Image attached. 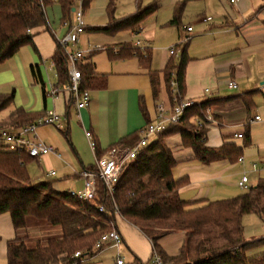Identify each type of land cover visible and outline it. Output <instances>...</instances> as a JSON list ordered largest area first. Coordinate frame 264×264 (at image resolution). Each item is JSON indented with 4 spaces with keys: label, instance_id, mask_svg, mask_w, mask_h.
<instances>
[{
    "label": "crops",
    "instance_id": "0c3cea01",
    "mask_svg": "<svg viewBox=\"0 0 264 264\" xmlns=\"http://www.w3.org/2000/svg\"><path fill=\"white\" fill-rule=\"evenodd\" d=\"M113 1L115 19L134 14L138 6L145 7L155 3L156 9L134 31L125 30L108 35L101 30H93L94 33L82 37L87 31L84 29L78 43L73 46L83 50L93 47L85 57L91 54L88 61L94 65L95 71L106 74V85L103 89H89L90 102L87 107L77 112L73 105H68L70 95L57 85L56 72L54 66H51L57 39L69 31L68 25L61 22V9L56 2L44 9L46 25L31 30L37 52L30 46H22L0 64V93H9L11 87L14 88L13 91H17L13 104L0 112V121L8 120L9 114L16 107L37 113L39 117L47 110H54L62 117L63 129L53 126L36 129L38 137L52 151L39 159L31 160L43 171L46 180L42 181L53 182V188L58 192L83 189L81 172L94 166V156L87 145L84 130L91 132L96 142V154L100 156L111 145L122 146L123 139L132 134L139 137L140 129L146 124L140 102L143 103L149 120L155 115L157 103L172 105L163 82L162 70L170 58L169 48L180 45L181 39L187 34L191 38L184 45L190 60L186 66L182 100L199 103L206 99L229 98L209 111L211 121L206 125V145L218 147L224 141L242 145V139L233 137L234 133L243 131L242 127L244 129L246 123L245 108L238 98L240 93L256 91L253 97L254 114L250 116L249 126L253 123L259 124L264 119V0ZM108 2L109 0L90 2L88 19L85 10L83 12L86 28H102L108 24ZM181 2H184V8L179 24H168L174 6ZM189 26L192 30L188 33L186 27ZM125 34L130 37L124 39ZM131 36L137 37L141 46L148 48L150 53L152 48L164 49L161 62L154 66L151 59L144 64L135 57L111 58L110 51L116 54L120 43L134 44ZM90 38L97 43L89 45ZM101 50L106 53L105 63H100L97 57L101 54L97 52ZM84 59L82 62L86 61ZM31 65H38L40 68L45 94L41 84L34 82L31 76ZM149 71L158 73L156 95L152 90ZM229 81L235 82L237 87L228 88ZM51 91L55 93L51 94ZM256 115L260 117L259 120H254ZM222 128L227 129L226 134L222 133ZM166 144L177 161L172 169L174 179L187 180L179 189V195L185 201H217L239 195L243 191L238 188L237 181L242 171L250 170L253 157L264 161V142L255 144L257 149L250 159L244 156L243 150L246 147L243 148L244 164L228 160L204 164L194 158L191 148L181 145L179 135L166 137ZM31 161L27 165L28 173L31 172ZM50 171L54 174H49ZM249 172L251 182V174L257 173ZM257 175L258 178L264 177V172ZM250 215L253 220L263 222L262 227L264 226V218L260 219L254 214L245 215L242 223L246 240L255 239L245 225V218ZM114 226L121 236L120 245L105 248L88 263L109 259L115 264L116 257L119 256L125 264H150L154 253L151 241L120 216H116ZM14 236L10 215L0 214V264L5 263L6 245ZM183 241L184 233L174 231L160 238L157 243L167 256H175ZM121 249L126 256L121 254ZM257 249L259 248L253 249L256 251L252 253H264V249Z\"/></svg>",
    "mask_w": 264,
    "mask_h": 264
},
{
    "label": "trees",
    "instance_id": "16d2710c",
    "mask_svg": "<svg viewBox=\"0 0 264 264\" xmlns=\"http://www.w3.org/2000/svg\"><path fill=\"white\" fill-rule=\"evenodd\" d=\"M78 0H0V64L10 58L22 46H30L37 52L31 30L46 25L44 9L56 2L61 9V22L71 29L72 8ZM84 11L92 0H80ZM184 2L174 6L168 24L177 25L183 12ZM156 4L137 8L130 16L115 19L114 1L109 0L107 14L109 22L101 30L113 35L120 31L136 30L146 16L153 13ZM84 29H87L84 26ZM178 46V45H177ZM114 59L136 58L139 62H150L148 48L135 47L130 42L120 43ZM84 57L79 68L82 76L81 90L103 89L106 74L97 73L94 65ZM83 58V59H84ZM84 59V60H85ZM190 58L181 45L179 58L170 56L162 70L166 88L174 75L178 95L185 91V71ZM57 76V85L63 87L67 81V58L64 50L57 44L52 56ZM31 76L40 83L45 94L40 68L30 66ZM154 95L157 93L158 73L149 71ZM255 90L240 93L246 113L242 145L224 141L218 147L206 145L209 110L226 102L229 98L206 99L192 103L183 112L176 126H167L157 134L137 156L126 161L121 168L118 183L112 196L108 194L100 178L96 179L97 196L89 203L67 192L56 191L50 181L34 182L27 165L33 158L23 151H8L0 144V214L8 213L15 236L6 245L5 264H86L73 257L77 251L81 256H91L95 242L100 236L115 228L116 215L137 227L152 243L154 251L166 264H264V253L247 256V251L264 247V236L259 239L244 238L242 219L254 214L264 218V177L247 191L239 195L217 201H185L179 189L186 184V178L174 179L172 169L177 164L166 144V137L179 134L181 145L191 148L194 158L208 164L218 160L237 162L244 147L250 145L249 122L254 108ZM14 102V91L0 93V112ZM68 105H73L71 97ZM140 109L146 123L149 118L143 103ZM22 107H16L8 120L0 121L1 128H18L37 119ZM139 140L138 135L123 139L122 146H132ZM88 171H95V166ZM99 206L103 207L102 212ZM33 220V221H32ZM41 230L52 231L45 236L39 235L31 242L32 233ZM184 233L183 244L175 256H167L159 247L158 240L174 232ZM116 264V262H115Z\"/></svg>",
    "mask_w": 264,
    "mask_h": 264
},
{
    "label": "built area",
    "instance_id": "2783aa9c",
    "mask_svg": "<svg viewBox=\"0 0 264 264\" xmlns=\"http://www.w3.org/2000/svg\"><path fill=\"white\" fill-rule=\"evenodd\" d=\"M84 26L85 22L83 20L81 1L78 0L73 11L71 29L64 36L57 39V44L63 48L67 58L66 72L68 81L63 86V89L69 93L73 106L77 112L82 108L87 107L90 102V91L81 90L82 76L79 64L93 47L89 50H83L78 47H76L75 50H68L67 47L69 44L73 46L78 43L80 35L84 32ZM191 30L192 28L190 26L186 27V31L188 33ZM190 38V34H187L181 39L180 45L170 47L168 50L169 55L174 56L176 59L179 58L181 55V45L186 44ZM133 46L141 48V42L137 40L134 42ZM51 66H54L53 61L51 62ZM227 87L235 89L237 86L235 82L229 81L227 82ZM169 90L172 93L174 102L171 106H166L163 103H157L155 105V115L153 119L147 122L140 129L139 140L132 146L111 145L102 155L98 156L96 154V142L93 139L91 132L84 130V136L94 156V166L96 170H83L81 172L83 178V189L69 190L67 191L68 194L92 203L97 196L96 179L100 178L108 194L110 196L113 195L116 184L119 180L122 165L126 161L133 160L137 156L139 150L148 146L156 138L157 134L164 131L167 126H176L185 109L193 103L183 100L180 102L177 101V97L179 95L174 75L169 81ZM54 93L55 91H51V94ZM259 119L260 117L258 115L254 117V120ZM207 120L209 121L211 118L208 116ZM42 126H53L56 129H63L62 117L54 110H47L42 116L38 117L34 121L26 123L18 128H1L0 144L4 145L8 151H23L31 158L39 159L52 151V148L47 146L37 135L36 129ZM233 137L242 139L243 132H236L233 134ZM237 163L244 164V158L240 156L237 159ZM249 171L260 175L264 172V161L260 160L259 162H251L250 170L244 169L242 171L241 176L237 181V186L241 191H247L252 186L249 180ZM49 174L52 175L54 172L50 171ZM102 210L103 207L99 206V211L102 212ZM262 231L264 232V226L262 227ZM120 243L121 236L116 228H113L112 230L103 233L95 242V252L91 256H81V252L77 251L73 254V257L81 262H87L98 255L100 251L105 248L118 247ZM115 262L116 264H125L119 256L116 257ZM74 264H77V262L75 261ZM150 264L166 263H164L160 256L154 251Z\"/></svg>",
    "mask_w": 264,
    "mask_h": 264
},
{
    "label": "rangeland",
    "instance_id": "374dc122",
    "mask_svg": "<svg viewBox=\"0 0 264 264\" xmlns=\"http://www.w3.org/2000/svg\"><path fill=\"white\" fill-rule=\"evenodd\" d=\"M90 5V4H89ZM90 11V10H89ZM88 11V8H86L85 9V16H86V18H87V15H89V12ZM84 12V11H83ZM88 19V18H87ZM88 29H86L87 31L82 35V37L83 36H86L88 33H94V31L93 30H91V28L92 27H87ZM89 35V34H88ZM81 37V38H82ZM128 37H130L129 36V34H125L124 35V39L125 38H128ZM131 38H132V41L133 42H135V41H137L136 39H138L137 37H135V36H131ZM139 40V39H138ZM97 43V41L96 40H94L93 38H90L89 39V45H95ZM90 46V47H91ZM175 46V45H174ZM67 49L68 50H70V49H72V50H75L76 49V47H74V46H72L71 44H69L68 45V47H67ZM140 50L141 51H143V48H142V46H141V48H140ZM97 53H101V54H99V56H97L98 57V59H99V61H100V63L102 62H106V59H105V51L104 50H101V51H99V52H97ZM97 53L96 54H94V55H97ZM163 54H164V49H161V48H152V53H151V62L152 63H154V66H156V64L158 65V63H160L161 62V60H162V58H163ZM93 55V56H94ZM101 66V65H100ZM99 68H101V67H99ZM169 87V86H168ZM13 87H11V89H10V91L9 92H11V91H13ZM168 94H169V100H170V102H171V104L174 102V100H173V96H172V93L170 92V90H169V88H168ZM233 92H236V91H233ZM16 94H17V91L15 90L14 91V98H15V96H16ZM229 94H232V93H229ZM182 100V98H180L179 96L177 97V101L178 102H180ZM185 101V100H184ZM194 102V101H193ZM210 111V110H209ZM254 111L252 110L251 111V113H250V116L252 115V114H254L253 113ZM4 113V112H3ZM3 113H1V115L3 116ZM209 116V118H211L210 117V115H208ZM209 121H211V120H209ZM211 123V122H210ZM244 125H245V123H244ZM242 130H243V127H242ZM222 133L223 134H226V132H227V129L226 128H222ZM243 132V131H242ZM172 135H175V136H177V135H179V134H177V133H175V134H172ZM171 135V136H172ZM249 136H250V141H251V143H250V145L249 146H247L244 150H243V153H244V156H246V158L247 159H250V157H252V156H254V153H255V151H256V149H257V147H256V143H260V142H264V119H263V121L261 122V123H253V124H251L250 126H249ZM88 145V144H87ZM89 147V146H88ZM260 160V159H259ZM259 160L258 159H254V157H253V160H251V161H253V162H259ZM250 161H248V163H249ZM29 175H30V177H31V179L33 180V181H35V182H38V181H42V180H46L45 178V175H44V173H43V171H41V169H40V166H38L37 165V163L35 162V161H31V172L29 173ZM251 176H252V179L253 180H251V184H252V181H255L254 183H256L257 182V180H258V175L257 174H251ZM50 180H54L55 178H49ZM255 179V180H254ZM53 182H51V184H52ZM54 184V183H53ZM53 186V185H52ZM253 217H255V216H253ZM33 221V220H32ZM245 221H246V223H245V225L247 226L246 228L250 231V232H252V234H253V236L255 237V239H259V238H261V237H263L264 236V233L261 231L262 230V225H263V222H258L256 219L255 220H253L252 218H251V215L250 216H246V218H245ZM52 233V231H49V230H41V233L40 232H37V230H35V232L34 233H32V235H33V238H31L32 240H31V242L30 243H32V241L33 240H35L36 239V237H38L39 235H41L42 237L43 236H45L46 234H51ZM264 249V247H260L259 249H257V250H263ZM253 251H256V250H249V251H247V256H255L256 255V253H252ZM121 254L122 255H125L124 254V250H122L121 249ZM126 256V255H125ZM5 263H6V260L4 261ZM4 263V264H5ZM86 264H112V260H109V259H107V260H103V261H101V262H89V263H86Z\"/></svg>",
    "mask_w": 264,
    "mask_h": 264
},
{
    "label": "water",
    "instance_id": "95a60500",
    "mask_svg": "<svg viewBox=\"0 0 264 264\" xmlns=\"http://www.w3.org/2000/svg\"><path fill=\"white\" fill-rule=\"evenodd\" d=\"M74 11V7L72 8V12Z\"/></svg>",
    "mask_w": 264,
    "mask_h": 264
}]
</instances>
